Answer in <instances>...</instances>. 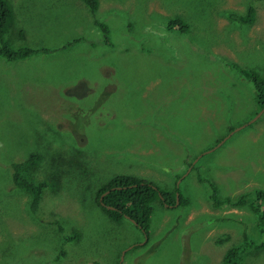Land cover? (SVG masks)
Masks as SVG:
<instances>
[{
	"label": "rangeland",
	"instance_id": "374dc122",
	"mask_svg": "<svg viewBox=\"0 0 264 264\" xmlns=\"http://www.w3.org/2000/svg\"><path fill=\"white\" fill-rule=\"evenodd\" d=\"M6 1L9 45L39 51L0 57V264H221L244 232L260 241L247 205L208 197L210 183L220 196L264 190V106L237 72L264 76V0ZM247 7L254 21L236 23ZM173 16L185 30L166 29ZM31 152L38 178L61 172L36 218L9 169ZM116 174L178 186L189 204L155 202L146 241L93 201ZM241 264H264V249Z\"/></svg>",
	"mask_w": 264,
	"mask_h": 264
},
{
	"label": "trees",
	"instance_id": "16d2710c",
	"mask_svg": "<svg viewBox=\"0 0 264 264\" xmlns=\"http://www.w3.org/2000/svg\"><path fill=\"white\" fill-rule=\"evenodd\" d=\"M81 1L89 11H95L98 7L97 0ZM227 15L228 18H231L232 13H228ZM253 16V8L247 7L245 14L235 20L239 21L236 22L238 24L250 25L254 21ZM12 21L13 12L11 6L6 0H0V57L7 61L21 60L39 51L28 47L13 48L9 45L5 34L9 32ZM166 24V29L168 30H173V28L185 30L186 28L185 22L178 16L169 18ZM97 26L103 27L102 24H98ZM102 32L105 33L104 29ZM17 36L19 38L23 37L21 30L17 31ZM77 40L78 38H75L67 42V44L76 43ZM41 51L44 50L42 49ZM231 66L233 69L236 67L235 64H231ZM237 72L239 76L251 83L255 102L262 108L264 106V76L252 70L237 69ZM231 130L229 129L228 131ZM70 153L71 150H69L68 155ZM54 156L65 163L63 160L66 157L65 155H63V158H60L57 153ZM42 159L43 153L31 152L25 158L14 161L9 166L11 183L14 187L28 195V210L35 218L37 217L36 211L39 201L42 199L43 190L52 184L57 189V178H60L59 174L61 175V172L57 171L55 174L51 173L44 178H38L36 173L40 163L43 161ZM67 161L68 159L66 158ZM191 162L192 160L188 162L190 163V167L193 166ZM72 164L74 165V162ZM186 166L188 165L186 164ZM99 185L96 188L93 201L100 211L103 214L106 213L112 221L121 222L122 220H126L142 233L146 241L149 237V226L151 224L150 214L155 202L159 204L158 206L162 207L176 206L185 208L189 204V201H185L186 194L181 196L177 189L178 186H174L172 192H166L155 187L151 182L133 175L116 174ZM209 185L211 190H209L208 199L212 207L219 208L223 204L234 207L247 205L254 216L252 219L253 232L255 238L257 237L260 241L255 242L244 232L242 239L238 243L227 247L221 256V264H241L244 254L255 253L260 249H264V190L251 189L230 197L226 195L220 196L217 194L215 187L211 183ZM175 193H177V204H174ZM58 230L62 235V229L59 227ZM77 232L73 230L71 235H63L62 240L67 242L78 238L79 234ZM137 246L133 244L130 245V248H136ZM113 264L118 263L116 261Z\"/></svg>",
	"mask_w": 264,
	"mask_h": 264
},
{
	"label": "water",
	"instance_id": "95a60500",
	"mask_svg": "<svg viewBox=\"0 0 264 264\" xmlns=\"http://www.w3.org/2000/svg\"><path fill=\"white\" fill-rule=\"evenodd\" d=\"M260 113V112H259ZM258 113V114H259ZM258 114L256 116H258ZM107 192V191H106ZM174 204H177V193H175V203ZM123 253V252H122Z\"/></svg>",
	"mask_w": 264,
	"mask_h": 264
}]
</instances>
